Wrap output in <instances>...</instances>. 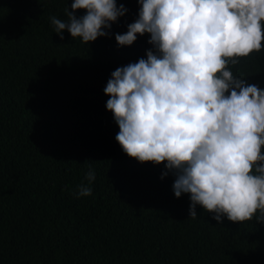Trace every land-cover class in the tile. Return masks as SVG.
<instances>
[{
	"label": "trees",
	"instance_id": "obj_1",
	"mask_svg": "<svg viewBox=\"0 0 264 264\" xmlns=\"http://www.w3.org/2000/svg\"><path fill=\"white\" fill-rule=\"evenodd\" d=\"M72 0H0V264H264V223L232 222L174 196L164 164L127 156L104 94L118 67L146 58L150 36L118 47L137 0L107 36L63 39ZM77 10V17L83 16ZM264 90V48L229 65ZM95 180L90 196L79 186Z\"/></svg>",
	"mask_w": 264,
	"mask_h": 264
},
{
	"label": "clouds",
	"instance_id": "obj_2",
	"mask_svg": "<svg viewBox=\"0 0 264 264\" xmlns=\"http://www.w3.org/2000/svg\"><path fill=\"white\" fill-rule=\"evenodd\" d=\"M137 19L118 47L146 33V58L116 68L104 94L123 152L164 164L174 196L232 222L264 223V90L233 75L229 65L264 48V0H137ZM83 10L77 17L75 12ZM67 21L51 17L86 44L109 34L127 9L116 0H72ZM77 196H90L92 170Z\"/></svg>",
	"mask_w": 264,
	"mask_h": 264
}]
</instances>
